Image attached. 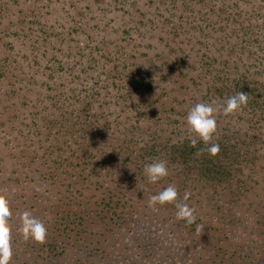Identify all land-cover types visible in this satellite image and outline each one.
Returning <instances> with one entry per match:
<instances>
[{
	"label": "rangeland",
	"instance_id": "374dc122",
	"mask_svg": "<svg viewBox=\"0 0 264 264\" xmlns=\"http://www.w3.org/2000/svg\"><path fill=\"white\" fill-rule=\"evenodd\" d=\"M249 13L264 29V0H0V58L18 60L11 67L14 79H0L8 264H264V115L247 105L215 113L212 139L252 141L241 149L231 181H211L171 156L194 136L185 119L194 104H224L235 95L231 80L242 72L264 81V31L254 42L244 39ZM107 76V87L87 109V119L106 129L97 147L98 154L105 152L94 159L100 171L79 174L74 167L72 177L50 176L45 166L71 159L21 157V142L39 154L47 147L39 116L53 118L51 96L58 99L62 90L66 103L77 104L85 86L105 84ZM37 115L39 128L27 133ZM129 135L137 138L136 147L130 157L116 158L113 138ZM156 137L174 147H161L157 160L166 162L168 175L151 183L143 169L156 160L137 150ZM181 178H188L185 184ZM169 184L178 191L177 202L195 209V223L177 220L174 203L149 207L150 196ZM25 212L43 222V243L25 239Z\"/></svg>",
	"mask_w": 264,
	"mask_h": 264
},
{
	"label": "trees",
	"instance_id": "16d2710c",
	"mask_svg": "<svg viewBox=\"0 0 264 264\" xmlns=\"http://www.w3.org/2000/svg\"><path fill=\"white\" fill-rule=\"evenodd\" d=\"M246 12V11H245ZM244 12V13H245ZM246 18L244 33L248 32V36H244V39L248 40L249 43L257 40V32L264 31L260 25H256L257 19L255 18V14L249 13V16L245 15ZM241 25V23L239 22ZM247 28V31L245 30ZM245 35V34H244ZM17 59L14 55L8 54L0 58V79L4 77H8L9 79H14L15 75L11 74V67L17 63ZM249 72L246 75L242 72L238 78H235L233 81L231 80L233 88V94L236 92H245L248 94V108L251 107L257 116L264 115V81L255 80L252 81L251 75ZM52 75L54 79H58L60 77L55 76L56 70H52ZM225 79V77H223ZM27 78L24 76V81ZM105 84L101 83L98 85L96 82L93 85L88 84L83 88V92L78 94L79 100L78 103H66V100L69 98L64 91L59 90L56 92L57 96H51L52 101L54 102V110L55 114L53 118L48 115L39 116V119L42 121L40 126L41 129L44 130L45 140H49L47 147L44 149L42 154H39L38 151L35 150H27V147L22 145L19 146L20 149L24 151V155L21 157L29 158L30 161L34 160L35 156L44 158L48 162L49 155H55L56 158L64 159V157L71 159L67 160L66 164L63 162H54L49 163L45 166V173H48L50 176H56L59 174L71 175L70 169H74V167H79L77 172L79 174H83L84 172L92 174L93 172L100 171L101 168L96 167L97 160L95 158L103 157L102 152L98 154V143H101L103 139L102 136H98V134H102L101 131L106 129L100 128L99 130L95 125V120L87 119L88 110L93 107L92 101L97 99L100 94V89H105L107 87L106 83L110 80V77L107 76ZM101 87V88H100ZM1 95V91H0ZM88 109V110H87ZM41 113V111H39ZM96 116V115H93ZM38 115L35 118V121L31 122V128L27 130V133L36 132V127H38L39 122L37 121ZM39 128V127H38ZM42 130V131H43ZM79 132L78 135H74V133ZM62 132L63 134L68 135V137H64L63 139L58 140L56 136L53 138V133ZM20 135L21 132H20ZM74 135V143H77V147L74 148L71 146V136ZM115 142H117V148H112L113 156L116 158L123 159L124 157H130V149L131 147L137 145V138H133V136L129 135V137L119 140L118 138H113ZM148 140H144L147 142ZM151 141V138H149ZM113 140L109 142V144L115 143ZM252 143L251 140L244 138L236 137L228 139V136H224L220 138L219 136L214 137L210 144H218L219 152L216 155H211L207 151L203 153L200 152V149H204L208 146L204 144L199 138L197 139V144L195 147L190 145V138L183 139L180 144L176 147L174 151H172L171 156H173L177 161L186 164V167L189 166L188 170L190 172L196 173L198 175H206L209 180L213 181H231L235 175V171L238 170L236 168L239 165V158L241 156V149L246 150L250 147ZM69 147L68 151L65 149L61 152L62 146ZM133 145V146H132ZM166 145V149H170L171 146L169 144H164L163 141L153 138L152 143H145L141 148L137 151L140 152L142 157H149L151 161L161 159L162 158V146ZM111 146H108V148ZM239 147V148H238ZM80 148L84 149V151L79 152ZM99 148V147H98ZM21 150V151H22ZM170 150H168L170 152ZM114 151V152H113ZM111 153V154H112ZM109 152V155H111ZM106 157V156H105ZM55 158V159H56ZM44 161V162H46ZM69 161V162H68ZM47 167V168H46ZM69 177V176H68ZM188 179V178H187ZM182 179V183H186L185 180ZM196 179V178H194ZM193 179H189V181ZM117 189V188H115ZM111 192V190L109 189ZM114 191V189H113ZM111 198V197H110ZM110 201H107L103 204L105 208L110 207ZM103 207V208H104Z\"/></svg>",
	"mask_w": 264,
	"mask_h": 264
},
{
	"label": "clouds",
	"instance_id": "9594fccd",
	"mask_svg": "<svg viewBox=\"0 0 264 264\" xmlns=\"http://www.w3.org/2000/svg\"><path fill=\"white\" fill-rule=\"evenodd\" d=\"M248 94L245 92H236L235 95L228 97L224 104L215 105L208 102H198L194 104L186 115V124L191 134H194L190 138V145L195 147L197 139L199 137L201 141L208 147L200 149L203 153L207 151L211 155H216L219 152L218 144H210L213 138V134L216 132L217 124L215 120V113L220 109L223 110L224 115L234 113L242 106H246L248 103ZM147 179L151 183H155L163 177L168 175V169L166 162L163 160H156L148 163L143 169ZM190 193L185 192L184 201L189 198ZM178 191L176 187L169 184L162 191L150 196L148 200L149 207L155 208L157 205L175 204L176 212L175 216L177 220H184L188 225L195 223V209L190 207L185 202H177ZM9 215L6 208V201L3 197H0V264H8L12 256L11 251V236L6 226L5 217ZM24 217V236L27 239L31 236L37 242L43 243L46 234V229L42 221H39L35 217H31L30 213H23ZM204 229L203 224L197 225V232L199 235Z\"/></svg>",
	"mask_w": 264,
	"mask_h": 264
}]
</instances>
